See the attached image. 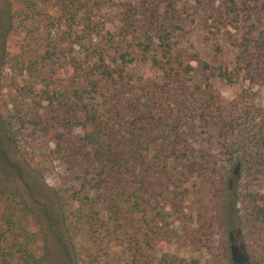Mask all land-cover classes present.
Instances as JSON below:
<instances>
[{"label":"trees","instance_id":"obj_1","mask_svg":"<svg viewBox=\"0 0 264 264\" xmlns=\"http://www.w3.org/2000/svg\"><path fill=\"white\" fill-rule=\"evenodd\" d=\"M111 1L14 0L0 28V46L9 31L25 32V50L40 46L44 60L70 67V85L47 90L45 121L36 125L78 131L87 160L70 175L71 186L49 189L48 206L0 177V264H104L109 235L122 240L127 264H161L157 245L179 233L161 201L175 199L192 201L198 222L215 215L217 250L230 264L238 231L250 264H264V109L249 97L222 106L214 82H264V0H224L231 24L245 26L235 69L182 48L176 39L182 22L175 16L162 22L155 0L132 4L123 29L135 33L144 18L154 34L122 43L102 26ZM139 62L151 64L157 78L135 80ZM0 127V136L17 145L13 115H0ZM41 172L33 176L38 183ZM205 234L182 232L198 249Z\"/></svg>","mask_w":264,"mask_h":264},{"label":"rangeland","instance_id":"obj_2","mask_svg":"<svg viewBox=\"0 0 264 264\" xmlns=\"http://www.w3.org/2000/svg\"><path fill=\"white\" fill-rule=\"evenodd\" d=\"M209 1L205 6H198L195 0H155L162 22L169 23L173 16L182 22L183 30L176 32V39L182 48L199 53L204 61L213 65L235 69L245 26L241 25V28H238L231 24L225 15L224 0H214L210 6ZM13 2L14 0H0V14L4 22L0 27L2 29L9 21ZM139 2L140 0H112L101 17L104 32L114 33L117 40L122 39V43L130 41L134 35L143 37L146 31L154 34L152 28L147 26L148 19L144 18L139 22L135 33L132 30L126 34L123 32V29H126L124 19L127 10L132 4L136 5ZM55 9L52 7L51 11L55 13ZM260 16L264 24V13L262 12ZM25 35V32L18 30L9 31L6 34V41L0 46V52L6 48V56L3 59L5 64H0V115H13L17 131V145L0 136V177L18 185L28 199L35 196L48 206L51 202L49 189L55 191L71 186L68 182L70 175L82 171V167L87 165V160L77 142L78 131H71L51 122L50 129L45 132V129H40L44 124L41 127L36 125L37 120L45 121L47 102L44 97L47 90L65 91L70 85L68 74L70 67L62 61L44 60L42 58L44 48L40 46L36 48V43L34 49L25 50L23 46ZM155 40L158 41L157 38ZM24 58L25 62H22ZM195 65L198 66L197 63ZM133 73L136 76L135 80L139 77L143 80L157 78V73L147 62L137 63L133 67ZM214 82L222 106L249 97L264 109V82L252 84L240 80L237 84L230 85L217 78ZM19 107L23 114L28 115L27 118L19 112ZM194 143L197 141L194 140ZM214 150L218 151V148ZM225 167L227 166L224 165L223 169ZM36 171H42L41 183L33 177ZM197 179L198 176L195 175L191 181ZM161 203V212L172 228L179 232L178 237L172 239L169 244L165 245L163 241L157 245L156 254L161 264H230L217 250L221 238L214 214H209V222L205 223L203 219L198 222L192 215L196 210L192 201L180 202L175 199L170 202L162 200ZM164 223L165 221L161 220L159 225L165 229L167 227ZM184 227L187 228L186 231ZM201 229L205 235H209L205 237L202 248L190 245L185 236H182V232L194 234ZM234 237V247H238L233 254L235 264H250L242 251L240 232L238 231ZM121 241L116 236L115 238H112V235L107 236L103 247L106 253L104 264H127ZM165 257V260H161Z\"/></svg>","mask_w":264,"mask_h":264}]
</instances>
